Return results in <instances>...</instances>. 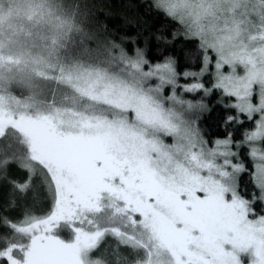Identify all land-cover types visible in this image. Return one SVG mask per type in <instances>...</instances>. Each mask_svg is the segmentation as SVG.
Masks as SVG:
<instances>
[{
    "label": "snow or ice",
    "instance_id": "snow-or-ice-1",
    "mask_svg": "<svg viewBox=\"0 0 264 264\" xmlns=\"http://www.w3.org/2000/svg\"><path fill=\"white\" fill-rule=\"evenodd\" d=\"M71 15L0 73V264H264V0Z\"/></svg>",
    "mask_w": 264,
    "mask_h": 264
},
{
    "label": "rangeland",
    "instance_id": "rangeland-1",
    "mask_svg": "<svg viewBox=\"0 0 264 264\" xmlns=\"http://www.w3.org/2000/svg\"><path fill=\"white\" fill-rule=\"evenodd\" d=\"M0 14V73H15L22 66L17 61L27 60L29 63L26 71L34 79L47 76L49 72L45 64L54 63L51 58H55L58 48H61L56 47L55 43L57 46L69 43L72 34L70 32L67 35L69 28L57 20L45 26L46 8L39 0H0ZM29 21L41 29L40 35L36 30V36ZM26 27L29 32H25ZM36 37L40 38L39 41H36ZM50 41H54V45H48ZM32 69L41 71L32 73Z\"/></svg>",
    "mask_w": 264,
    "mask_h": 264
},
{
    "label": "trees",
    "instance_id": "trees-1",
    "mask_svg": "<svg viewBox=\"0 0 264 264\" xmlns=\"http://www.w3.org/2000/svg\"><path fill=\"white\" fill-rule=\"evenodd\" d=\"M42 5H44V9L46 8V21H45V26H47V24L49 23H54L56 20L61 22L63 25H66V28H69V32L67 33V35L71 32L73 33V31L76 28V21L75 18L71 15V9H72V4H73V0H39ZM28 23H30L32 26V29H35L39 31V35H40V30L33 22L29 21ZM44 25V24H42ZM30 28V27H29ZM43 29V28H42ZM31 30V28H30ZM34 31V32H35ZM25 32H29V29L26 27ZM33 32V33H34ZM66 32V31H65ZM71 35V34H70ZM36 36H37V31H36ZM35 38V37H34ZM40 39V38H39ZM38 37H36V41H39ZM54 41H50L48 45H54ZM56 47H61L58 48L60 51L64 46H57L55 43ZM38 47V46H37ZM38 50V49H37ZM56 51V50H54ZM53 59V62H55V58H51ZM208 127V133L209 135H216L219 133V129L215 127L214 124H212L211 122H209L208 125H206Z\"/></svg>",
    "mask_w": 264,
    "mask_h": 264
}]
</instances>
